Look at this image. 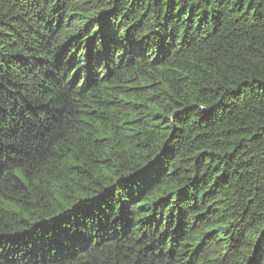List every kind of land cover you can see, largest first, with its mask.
Listing matches in <instances>:
<instances>
[{
    "label": "trees",
    "instance_id": "obj_1",
    "mask_svg": "<svg viewBox=\"0 0 264 264\" xmlns=\"http://www.w3.org/2000/svg\"><path fill=\"white\" fill-rule=\"evenodd\" d=\"M0 264H264V0H0Z\"/></svg>",
    "mask_w": 264,
    "mask_h": 264
}]
</instances>
